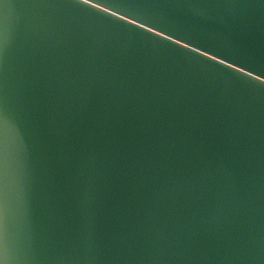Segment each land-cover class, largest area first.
I'll return each instance as SVG.
<instances>
[{"label":"water","instance_id":"water-1","mask_svg":"<svg viewBox=\"0 0 264 264\" xmlns=\"http://www.w3.org/2000/svg\"><path fill=\"white\" fill-rule=\"evenodd\" d=\"M0 264H264V0H0Z\"/></svg>","mask_w":264,"mask_h":264}]
</instances>
